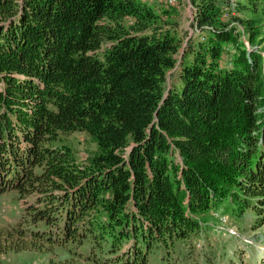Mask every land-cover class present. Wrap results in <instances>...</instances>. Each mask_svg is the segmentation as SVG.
I'll list each match as a JSON object with an SVG mask.
<instances>
[{
  "label": "trees",
  "instance_id": "1",
  "mask_svg": "<svg viewBox=\"0 0 264 264\" xmlns=\"http://www.w3.org/2000/svg\"><path fill=\"white\" fill-rule=\"evenodd\" d=\"M226 1L191 0L184 42L145 0H0V196L24 201L0 257L180 264L216 207L264 239V27Z\"/></svg>",
  "mask_w": 264,
  "mask_h": 264
},
{
  "label": "rangeland",
  "instance_id": "2",
  "mask_svg": "<svg viewBox=\"0 0 264 264\" xmlns=\"http://www.w3.org/2000/svg\"><path fill=\"white\" fill-rule=\"evenodd\" d=\"M151 2L159 11L168 7L165 0H152ZM257 2V8L256 6L253 7L255 12L247 0H227L225 3H231L233 7L236 3L239 10L232 12L234 16L245 19L252 18L256 25L263 28L264 0H257ZM242 6L251 9H242ZM229 9L227 5L222 13L226 22L231 21V18L234 17L228 14ZM170 10L175 15L174 19L178 23L183 41H187L194 33L191 26L194 13L191 0H179L170 7ZM251 50L264 52L257 46ZM230 54L232 53L226 54L225 58H230ZM170 82L171 80H168V86ZM69 143L75 150L80 163L85 162L89 158L90 151L95 149V145L89 136L84 133L72 134L69 136ZM23 203L24 201L17 200L13 193H5L0 196V229L16 224L20 217V211L24 207ZM201 218L204 223H202L198 234L192 238L188 246L185 248L181 246L182 254L188 255L190 252V258L181 260L180 264H253L254 259L257 261L259 256L264 255V239L261 236L263 229H252V216L248 213L238 216L231 212H223L221 208L216 207L201 215ZM223 227L224 230L222 231ZM57 253V250L11 252L3 258L0 257V264H51V261H59L65 257L61 252H59L60 256L56 255ZM150 264L161 263L151 260ZM174 264L179 263L174 262Z\"/></svg>",
  "mask_w": 264,
  "mask_h": 264
},
{
  "label": "bare ground",
  "instance_id": "3",
  "mask_svg": "<svg viewBox=\"0 0 264 264\" xmlns=\"http://www.w3.org/2000/svg\"><path fill=\"white\" fill-rule=\"evenodd\" d=\"M146 2L148 1V2H151L152 0H145ZM177 1H179V0H165V3L168 5V6H173V5H175L176 3H177ZM219 230H220V228H219Z\"/></svg>",
  "mask_w": 264,
  "mask_h": 264
},
{
  "label": "built area",
  "instance_id": "4",
  "mask_svg": "<svg viewBox=\"0 0 264 264\" xmlns=\"http://www.w3.org/2000/svg\"><path fill=\"white\" fill-rule=\"evenodd\" d=\"M224 230V227H223V229H222V231Z\"/></svg>",
  "mask_w": 264,
  "mask_h": 264
}]
</instances>
